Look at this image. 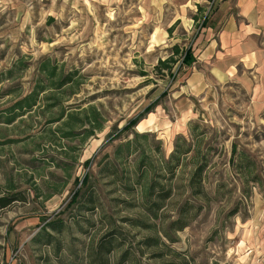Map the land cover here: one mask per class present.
<instances>
[{
  "label": "rangeland",
  "instance_id": "rangeland-1",
  "mask_svg": "<svg viewBox=\"0 0 264 264\" xmlns=\"http://www.w3.org/2000/svg\"><path fill=\"white\" fill-rule=\"evenodd\" d=\"M217 9L0 0V264H264V78L194 63Z\"/></svg>",
  "mask_w": 264,
  "mask_h": 264
},
{
  "label": "crops",
  "instance_id": "crops-1",
  "mask_svg": "<svg viewBox=\"0 0 264 264\" xmlns=\"http://www.w3.org/2000/svg\"><path fill=\"white\" fill-rule=\"evenodd\" d=\"M217 1L218 9L211 17L212 24L202 31L209 33L204 35V46L194 57V63L207 68L209 75L219 82L234 79L250 84L256 94L264 78L261 72L264 70V0ZM192 70L195 74L186 82L188 87L193 84L191 89L197 91L203 83V73ZM247 74L254 82L247 79Z\"/></svg>",
  "mask_w": 264,
  "mask_h": 264
},
{
  "label": "trees",
  "instance_id": "trees-1",
  "mask_svg": "<svg viewBox=\"0 0 264 264\" xmlns=\"http://www.w3.org/2000/svg\"><path fill=\"white\" fill-rule=\"evenodd\" d=\"M192 59V54H191V51H190V48L186 49L184 52H183V58H182V64L185 62V63H188L189 60ZM192 61V60H191ZM196 180V179H195ZM87 182H88V178H84L83 182H82V186L84 185H87ZM81 186V187H82ZM80 193V190H77L72 198H71V201H70V205L74 204L78 195ZM167 195V194H166ZM13 201H21V200H18V199H10V197H1L0 198V209H3L5 207H7L10 203H12ZM184 208H181L180 209V212H179V217L176 218L173 222H172V227H174L175 230L177 231H180L182 230V228L184 227L185 223H183V220L181 218V214H183V210Z\"/></svg>",
  "mask_w": 264,
  "mask_h": 264
}]
</instances>
